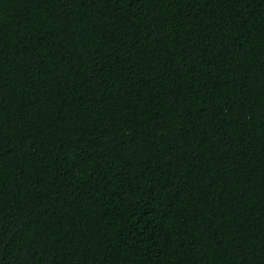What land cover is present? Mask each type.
Returning <instances> with one entry per match:
<instances>
[{"label":"trees","instance_id":"1","mask_svg":"<svg viewBox=\"0 0 264 264\" xmlns=\"http://www.w3.org/2000/svg\"><path fill=\"white\" fill-rule=\"evenodd\" d=\"M0 264H264V0H0Z\"/></svg>","mask_w":264,"mask_h":264}]
</instances>
